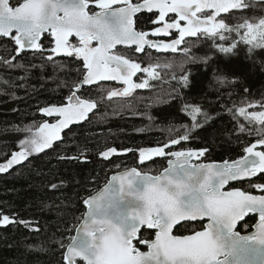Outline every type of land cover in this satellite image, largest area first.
I'll list each match as a JSON object with an SVG mask.
<instances>
[{"label": "snow or ice", "instance_id": "6c2138e0", "mask_svg": "<svg viewBox=\"0 0 264 264\" xmlns=\"http://www.w3.org/2000/svg\"><path fill=\"white\" fill-rule=\"evenodd\" d=\"M99 9L91 11V5ZM239 0H0V38H10L15 52L22 54L25 49L43 55L42 35L47 34L51 55L76 57L82 60L81 85H92L96 81H122V93L110 91L108 95H129L133 89H144L148 80L134 83L137 73L153 76L152 67H141L140 63L121 54H115L117 45H134L136 53L147 49L176 51L185 37H197L198 33L215 40L225 37L218 30L228 26L217 20L219 13L230 8H240ZM211 9V15L200 13ZM147 10L158 12L151 33L137 31L134 21L137 13ZM169 13L175 19L166 22ZM181 21L185 24L182 26ZM245 29L241 41L253 48L264 47V19L258 23L245 21L239 26ZM175 29L179 35L171 43L149 39V35L167 36ZM239 33V29H235ZM14 32V34H13ZM75 37L77 43H72ZM95 42V44H94ZM220 52L229 53L235 44L225 47L214 43ZM187 55V49L184 50ZM195 61L196 57H188ZM205 62L209 57L200 58ZM16 67L14 61H7ZM175 79V78H174ZM221 83L224 79L218 77ZM189 77L181 74L177 86L187 87ZM96 105L89 99H82L75 91L67 96V103L61 106L41 107L39 111L52 117H59L56 123L43 122L31 135L19 141L20 149L12 153L5 164H0V173H6L14 165L26 161L31 155L43 152L60 139L61 130L74 122L85 120ZM191 109L193 121L201 113L199 106L185 104L184 110ZM245 119L264 125V112L246 113L237 109ZM207 117V113H202ZM210 119V117H207ZM200 125L193 123L192 127ZM241 130L244 125H241ZM256 143L243 149L245 155L222 163H197L207 154V148L194 150H172L182 141H188L187 134L179 139L170 138L163 146L140 148L141 161L150 157H166L168 167L157 175L138 172L135 167L114 175L103 189L83 200L87 211L82 222L76 225L77 235L70 236L67 245L61 243L63 264H264V194L256 195L247 190L222 191L230 181H238L264 174V127ZM111 148L101 155L108 157L115 153ZM117 182L118 186H114ZM140 186H137V185ZM53 189L57 186L53 185ZM264 193V183L252 185ZM130 198V199H127ZM249 213H257L256 231L242 235L236 231L237 222ZM207 218L203 231L194 235L175 236L172 229L180 221H197ZM15 219V217H13ZM9 215H2L0 225L10 224ZM154 229V240H140L148 251H140L134 244L141 227ZM251 244L252 247H245Z\"/></svg>", "mask_w": 264, "mask_h": 264}, {"label": "trees", "instance_id": "16d2710c", "mask_svg": "<svg viewBox=\"0 0 264 264\" xmlns=\"http://www.w3.org/2000/svg\"><path fill=\"white\" fill-rule=\"evenodd\" d=\"M239 3L240 8L217 16L233 29L218 30L224 40L198 35L179 47L186 45L187 55L184 50L158 59L152 53L142 54L138 58L142 68L157 66L152 67L153 76L143 72L139 76L138 83L148 80L145 89L129 99L107 100L100 98L99 88H85L81 94H92L96 104L88 119L62 131L50 148L0 173V219L9 215L11 221L0 225V264H63L61 243L67 245L73 236L85 212L84 199L98 191L112 173L135 167L156 175L164 168V160L159 158L141 161L140 148L160 146L187 134L190 139L172 149L207 148L204 159L223 161L241 157L243 149L256 142L264 125L250 123L237 109L264 112V48L243 43L245 29L239 26L264 19V0ZM135 22L137 29L142 28L143 16ZM47 40L46 35L44 42ZM214 43L236 47L223 53ZM15 47L10 38H0V164L20 148L19 141L27 132L24 129L36 128L47 119L39 109L65 104L83 74L80 61L73 57L49 60L46 54H18ZM121 51L136 59L132 50ZM188 57L197 59L193 62ZM203 57L210 59L205 62ZM182 73L189 77L187 87L177 86ZM185 104L201 108L196 121L191 109L184 110ZM193 123L200 126L193 128ZM111 148L116 153L103 158L101 153ZM257 182L264 183V174ZM53 185L57 187L53 189ZM254 220L249 217L239 230ZM200 227L181 224L174 233L184 235ZM153 235L143 228L135 246L144 251L140 240H151Z\"/></svg>", "mask_w": 264, "mask_h": 264}, {"label": "flooded vegetation", "instance_id": "af4514ba", "mask_svg": "<svg viewBox=\"0 0 264 264\" xmlns=\"http://www.w3.org/2000/svg\"><path fill=\"white\" fill-rule=\"evenodd\" d=\"M142 0H140V2H141ZM133 2H135L134 0H133ZM91 11H96V12H98L99 11V9L95 6V4H92L91 6ZM158 15V12L157 11H153V13H140V14H138L136 17H135V20L138 18V17H140V16H143V20H144V23L142 24V28H140V29H137V31H145V32H148V33H151L152 32V29H153V27L154 26H159V27H163V24L162 23H160V22H156V16ZM198 15H200L201 17H203L205 14H203V13H201V14H198ZM171 19H175V15H172L171 13H169L168 14V17H166V22H170L171 21ZM185 24V22H183V21H181V25L183 26ZM136 27V26H135ZM47 34H44V35H42V39H43V45H42V47H44V49H45V51H44V54H46V56H49V55H51V51H50V48H51V46H54V45H49V37H48V40L46 41V42H44V36H46ZM178 35H179V33H178V31L177 30H175V29H172V30H170L169 31V33H168V35L167 36H165V35H159V36H157V37H153V36H151V35H149V39H153L154 41H158V42H162V43H171V41L173 40V39H176L177 37H178ZM198 35H201V34H198ZM190 38H192V37H185V39L181 42V44L184 42V41H186V40H188V39H190ZM70 41L72 42V43H77V40L75 39V38H71L70 39ZM95 44V43H94ZM121 49H123V48H117V49H114V53L115 54H120V53H118V51L119 50H121ZM124 49H126V48H124ZM129 50H132V53H134L135 52V48H131V49H129ZM170 50V49H169ZM169 50H163V49H155V48H151V49H147V51H150L153 55H156V56H160V55H165L167 52H169ZM27 53H34V52H27ZM136 53V52H135ZM146 53V51L145 52H142V53H136V59L134 60V59H132L133 61H135V62H137V63H139V60H138V58L142 55V54H145ZM122 55V54H121ZM124 56V55H123ZM54 57H64V58H67L68 56H66V55H64V54H57V55H55ZM125 57V56H124ZM69 58V57H68ZM73 58L75 59V60H78L76 57H74L73 56ZM125 58H127V57H125ZM80 61V63H81V65H82V67H83V64H82V60H79ZM142 67V66H141ZM142 74V72H140V73H138L134 78H133V82L134 83H138V81H139V76ZM82 76H83V74H82ZM82 80V77H81V79H80V81ZM80 81L78 82V83H80ZM78 83H76V86H74L73 88H72V91H75L76 93H77V95H80L81 96V98L82 99H89V100H91L94 104H95V102H94V100H93V96H92V94H90V93H82L81 94V92H82V90H84L85 88H99V87H106V88H108L109 89V91H108V93L110 92V91H119L120 93H122V90H123V88L125 87V85L123 84V82L122 81H109V80H102V81H96L94 84H92V85H86V86H82L81 87V89L79 90V91H76L75 90V88L77 87V85H78ZM135 89H133L132 90V92L134 91ZM71 91V92H72ZM71 92L68 94V95H70L71 94ZM131 92V93H132ZM108 93H107V95H108ZM67 95V96H68ZM121 95H123V94H121ZM67 103V97H66V100H65V104ZM96 105V104H95ZM51 106H60V105H51ZM51 106H49V107H51ZM94 110H96V107L92 110V111H90L88 114H87V116H86V118H85V120H83V121H79V122H74L73 124H71V125H69V127L68 128H70V126H73V125H77V124H81V123H83V122H85L87 119H88V117L93 113V111ZM45 117L47 118L46 119V122H48L49 124H52V123H56L57 122V120L59 119V117L57 116V115H53L52 117H48L47 115H45ZM68 128H65V129H63V130H61V132L62 131H64V130H66V129H68ZM253 143H256V142H253ZM253 143H251V144H253ZM160 146H163V144L162 145H160ZM157 147V146H156ZM257 149H260V150H264V147H261V146H258L257 147ZM172 150H174V149H172ZM194 150H199V149H194ZM174 151H176V150H174ZM244 155V154H243ZM242 155V156H243ZM156 158H159V160H164V164H165V166H164V168L167 166V162H168V159L166 158V157H155V156H153V157H150L149 159H147V160H144L143 162H148V161H152V160H155ZM205 157H201L199 160H195L194 162H197V163H206V162H223V161H214V160H208V159H204ZM240 158V157H239ZM239 158H237V159H239ZM131 168V167H130ZM163 168V169H164ZM128 169V168H127ZM162 169V170H163ZM125 170V169H124ZM161 170V171H162ZM260 174H258V176H259ZM257 176V177H258ZM257 177H252V178H250V179H247V180H243V181H238V182H234V183H229V184H227L223 189H222V191H230V190H233V189H240V190H244V189H248V191H250V192H252V194H256V195H258V194H261L260 193V191L259 190H257V189H255L254 187H252V185H254V184H256V183H259V182H257ZM249 217H255V216H251V215H249V216H247L241 223H239L238 224V226H237V229H236V231H238L239 233H241V234H245V233H248V232H250L251 230H252V226L254 225V223H255V221H256V217H255V220H254V222H253V224L252 223H250L249 222V224H250V226H247V225H245L243 228H241L240 230H239V226L243 223V224H245V221L249 218ZM190 223H192V224H200L201 225V227L200 228H197V229H195V230H193V231H190L189 233H186V234H184V235H177V234H175L174 233V231H175V229L178 227V226H180V225H178V226H176L175 228H174V231H173V235H175V236H186V235H190V234H193V233H195V232H197V231H200V230H203L204 229V221H201V222H186V223H182V224H190ZM143 228H147V229H149L148 227H143ZM142 228V229H143ZM150 230H152L153 232H154V235H153V238H154V236H155V230L154 229H150ZM153 238L151 239V240H153ZM145 248V247H144ZM145 250H146V248H145ZM144 250V251H145Z\"/></svg>", "mask_w": 264, "mask_h": 264}, {"label": "water", "instance_id": "95a60500", "mask_svg": "<svg viewBox=\"0 0 264 264\" xmlns=\"http://www.w3.org/2000/svg\"><path fill=\"white\" fill-rule=\"evenodd\" d=\"M142 2V1H141ZM153 11H156V10H153ZM147 12V10H142V12L141 13H146ZM148 13V12H147ZM138 14H140V13H137L136 14V16L138 15ZM172 15H175L174 13H171ZM201 18H203V17H201ZM134 21H135V17H134ZM184 22V21H183ZM137 30V29H136ZM13 34H14V32H13ZM199 34V33H198ZM44 35V34H43ZM72 37H70L69 39H71ZM73 38H75V37H73ZM76 39V38H75ZM95 43V42H94ZM54 45V44H53ZM117 48H126V49H131V48H135V46L134 45H117L116 47H115V49H117ZM113 51H114V49H113ZM23 52H33L32 50H30V49H25ZM138 74V73H137ZM135 77V76H134ZM133 77V78H134ZM132 78V79H133ZM95 83V82H94ZM78 85H80V83H78ZM82 86H86V85H81L79 88H75V90L76 91H79L80 89H81V87ZM257 150H260V149H257ZM244 155H245V153H244ZM194 161H195V159H194ZM202 163V162H201ZM206 163H217V164H219V163H222V162H206ZM166 167H168V162H167V166ZM165 167V168H166ZM131 168H133V167H131ZM131 168H128V169H125V170H121V171H118V172H115V173H112L109 177H108V180H107V182L98 190V191H96L95 193H93L92 195H95L96 193H98L101 189H103L104 187H105V185H107L108 184V182L111 180V178L114 176V175H117L118 173H122V172H124V171H126V170H130ZM164 168V169H165ZM137 169V168H136ZM164 169L162 170V171H160L159 173H161V172H163L164 171ZM137 171L138 172H141L139 169H137ZM142 173H146V172H142ZM158 173V174H159ZM148 175H152V174H150V173H147ZM157 175V174H156ZM250 179V178H249ZM244 180H247V179H244ZM238 181H243V180H238ZM238 181H230L229 183H234V182H238ZM228 183V184H229ZM113 185L114 186H118L117 185V182H113ZM227 185V184H226ZM225 185V186H226ZM137 186H140L139 184L137 185ZM224 186V187H225ZM231 191V190H230ZM261 193V192H260ZM261 194H264V193H261ZM92 195H90V196H92ZM258 195H260V194H258ZM90 196H88V197H90ZM87 197V198H88ZM127 199H130V198H127ZM83 205H84V207H85V212L87 211V205H85L84 203H83ZM84 212V213H85ZM249 215H251V216H255L256 217V221H255V223H254V225H256L257 223H258V220H259V216H258V214L257 213H249V214H247L246 216H244L243 217V219L242 220H240V221H238L237 222V225H236V229H237V226H238V224L239 223H241L247 216H249ZM82 218H83V216H82ZM82 218H81V220H80V222H82ZM201 221H204V229H205V226L208 224V220H207V218H203L202 220H197V221H180V222H178L177 224H175L174 226H173V229H172V235H173V231H174V228L176 227V226H178V225H180V224H182V223H186V222H201ZM254 225L252 226V230L250 231V232H248V233H245V234H242V235H249V234H251L252 232H254V231H256V229H255V227H254ZM143 227H147L146 225H144V226H142L141 227V229H140V231L142 230V228ZM76 228V227H75ZM203 229V230H204ZM235 229V230H236ZM203 230H200V231H203ZM140 231L138 232V236H137V239H135L134 241H136V240H138V238H139V233H140ZM156 231V230H155ZM195 233H193V234H190V235H194ZM241 234V233H240ZM73 235H77V233H76V230L74 229V233H73ZM187 236V235H186ZM155 239V236H154V238H153V240ZM140 245H142L143 247H145L146 248V250H145V252L146 251H148V248H147V245L146 244H141L140 243ZM245 247H252V245L251 244H248V245H245ZM140 250V249H139ZM140 251H142V250H140ZM78 263L79 264H84V261L83 260H79L78 261Z\"/></svg>", "mask_w": 264, "mask_h": 264}, {"label": "rangeland", "instance_id": "374dc122", "mask_svg": "<svg viewBox=\"0 0 264 264\" xmlns=\"http://www.w3.org/2000/svg\"><path fill=\"white\" fill-rule=\"evenodd\" d=\"M135 1V0H134ZM209 11V12H208ZM211 12H212V10L211 9H205L202 13L203 14H205V15H211ZM201 14V13H200ZM184 44V43H183ZM183 44L182 45H179V46H177V49H176V51L175 52H179V51H183L184 50V48H185V46L184 47H182L181 49H179V47L180 46H183ZM261 48H264V47H261ZM179 49V50H178ZM122 50V49H121ZM121 50H119L118 51V53H120V54H122L123 52L121 51ZM174 51H172L171 49L169 50V52H167L166 54L168 55L169 53H173ZM147 53H151L150 51H148V52H146L145 54H147ZM123 55V54H122ZM132 57H136L137 55H136V53L134 52L132 55H131ZM152 58H154L156 55H150ZM47 57H49V56H47ZM159 57H161V58H163L164 56H156V59H158ZM55 58V57H54ZM151 58V59H152ZM140 62V61H139ZM141 64V63H140ZM151 67H157V66H151ZM159 69V68H158ZM145 89V88H144ZM139 89H135L132 93H130L129 95H127V96H125V95H121V94H119V95H116V96H109V95H107V93H108V91H109V89L108 88H106V87H99V89L97 90L98 92H99V94H100V98H105V99H107V100H110V99H129V98H131V97H133L134 95H135V92H137ZM117 92H119L118 90H117ZM101 93H103V94H101ZM46 120H44L43 122H45ZM38 127V126H37ZM36 127V128H37ZM36 128H33L32 130H33V132L36 130ZM31 134L30 133H28V132H26V135L24 136L25 138L26 137H28V136H30ZM54 142V141H53ZM20 149V148H19ZM19 149L17 150V151H19ZM116 153V152H115ZM139 154V153H138ZM103 158H107V157H103ZM147 173V172H146ZM194 229H191V231H193Z\"/></svg>", "mask_w": 264, "mask_h": 264}]
</instances>
